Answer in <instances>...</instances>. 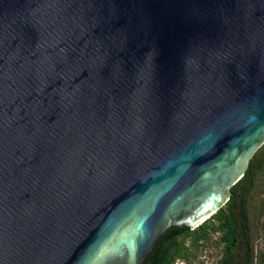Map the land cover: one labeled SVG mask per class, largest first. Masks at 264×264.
<instances>
[{
    "label": "water",
    "instance_id": "water-1",
    "mask_svg": "<svg viewBox=\"0 0 264 264\" xmlns=\"http://www.w3.org/2000/svg\"><path fill=\"white\" fill-rule=\"evenodd\" d=\"M264 145V0H0V264H143Z\"/></svg>",
    "mask_w": 264,
    "mask_h": 264
},
{
    "label": "trees",
    "instance_id": "trees-1",
    "mask_svg": "<svg viewBox=\"0 0 264 264\" xmlns=\"http://www.w3.org/2000/svg\"><path fill=\"white\" fill-rule=\"evenodd\" d=\"M204 245L222 254L219 264H264V145L224 207L195 230L171 228L143 264L192 262Z\"/></svg>",
    "mask_w": 264,
    "mask_h": 264
},
{
    "label": "built area",
    "instance_id": "built-area-1",
    "mask_svg": "<svg viewBox=\"0 0 264 264\" xmlns=\"http://www.w3.org/2000/svg\"><path fill=\"white\" fill-rule=\"evenodd\" d=\"M222 254H218L212 247L205 246L200 249L197 258L192 262L178 259L174 264H219L222 260Z\"/></svg>",
    "mask_w": 264,
    "mask_h": 264
}]
</instances>
